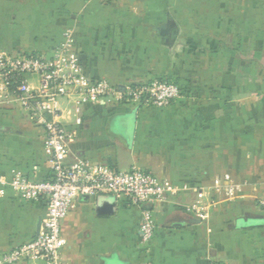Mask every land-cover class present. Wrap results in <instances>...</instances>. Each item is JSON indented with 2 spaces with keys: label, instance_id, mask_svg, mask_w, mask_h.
Listing matches in <instances>:
<instances>
[{
  "label": "crops",
  "instance_id": "obj_1",
  "mask_svg": "<svg viewBox=\"0 0 264 264\" xmlns=\"http://www.w3.org/2000/svg\"><path fill=\"white\" fill-rule=\"evenodd\" d=\"M165 29L172 36L162 35ZM66 30L91 80L119 89L161 80L181 90V99L163 109L84 106L68 162L136 169L191 188L209 189L227 174L244 187L233 199L215 197L195 225L185 223L191 216L181 209L191 191L155 206L148 247L140 245L138 208L115 201L113 215H99L96 205L108 196L80 199L61 223L62 262L264 264V211L256 203L264 195V90L247 85L264 83V75L248 72L243 52L264 50V0H0L2 52L49 53ZM254 58L262 71L264 58ZM42 138L21 111L1 112L0 176L48 179ZM43 213V203L5 191L0 254L36 237Z\"/></svg>",
  "mask_w": 264,
  "mask_h": 264
},
{
  "label": "built area",
  "instance_id": "obj_2",
  "mask_svg": "<svg viewBox=\"0 0 264 264\" xmlns=\"http://www.w3.org/2000/svg\"><path fill=\"white\" fill-rule=\"evenodd\" d=\"M51 52L6 53L0 50V113L21 111L42 130V152L48 161L49 178L36 180L21 173L9 179L0 176V197L9 191L25 203H43L44 213L36 237L0 254V264L39 262L64 264L66 246L61 223L82 197L108 196L140 210L138 237L148 247L156 229L153 209L191 191L192 201L180 206L196 220H205L215 197H237L244 187L230 175L213 180L209 189L177 186L136 169L119 171L84 159L68 162L69 144L82 126V108L91 104H113L163 109L181 99L176 84L161 80L117 86L106 80H91L73 51L70 30ZM64 104V105H63ZM264 211V195L257 198ZM218 264V263H209Z\"/></svg>",
  "mask_w": 264,
  "mask_h": 264
},
{
  "label": "water",
  "instance_id": "obj_3",
  "mask_svg": "<svg viewBox=\"0 0 264 264\" xmlns=\"http://www.w3.org/2000/svg\"><path fill=\"white\" fill-rule=\"evenodd\" d=\"M168 26V25H167ZM168 30V29H167ZM166 29L164 30V32H162V35H171L169 33V30L167 31ZM120 90H122V88H120ZM82 200L88 201L87 197H82ZM115 211V200L112 197H108L106 199H103L101 201H99L96 205V213L99 215H113ZM41 219L38 220L37 223V229H36V234H38L39 228H40V223ZM187 225H195L196 223L199 224L200 221L196 220L193 217H190L189 219L186 220L185 222ZM180 224H172V227H179Z\"/></svg>",
  "mask_w": 264,
  "mask_h": 264
},
{
  "label": "rangeland",
  "instance_id": "obj_4",
  "mask_svg": "<svg viewBox=\"0 0 264 264\" xmlns=\"http://www.w3.org/2000/svg\"><path fill=\"white\" fill-rule=\"evenodd\" d=\"M243 52L247 53L246 56H247V58H249L248 72L252 73V74L255 73V72H259V73H263V75H264V64H263L262 71H261L259 66H256L255 63H254V61H255L254 57L262 56L264 58V50L263 51H256V50L251 49V50H247V51H243ZM263 62H264V60H263ZM262 84H263V86L261 87ZM247 85H249V88L253 89L254 91L255 90H259V91L264 90V83L249 82ZM259 95H261V94H258V96ZM127 121H129V120H127V117H124V127L128 126ZM127 134H128V131L126 133V137H129V136H127Z\"/></svg>",
  "mask_w": 264,
  "mask_h": 264
}]
</instances>
